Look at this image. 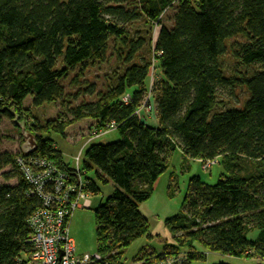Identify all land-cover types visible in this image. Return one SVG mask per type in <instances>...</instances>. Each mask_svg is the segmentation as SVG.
Listing matches in <instances>:
<instances>
[{
    "label": "trees",
    "instance_id": "16d2710c",
    "mask_svg": "<svg viewBox=\"0 0 264 264\" xmlns=\"http://www.w3.org/2000/svg\"><path fill=\"white\" fill-rule=\"evenodd\" d=\"M170 10L167 26L162 15ZM112 59L97 91L86 72ZM236 88L247 92L238 107L227 102ZM28 97L34 109L60 104L61 111L25 122L37 142L33 153L0 150V264H19L31 252L28 221L44 205L23 168L37 170L44 160L73 181L76 167L52 134L65 136L84 119L100 134H119L79 152L89 201L101 185L114 186L94 210L101 259L92 264H124V250L151 236L140 205L176 150L182 173L195 161L217 162L223 172L214 184L189 179L180 213L166 221L172 244L144 248L134 263L195 264L206 251L264 264V0H0V127L30 114ZM148 106L152 122L141 115ZM175 185L173 174L170 197Z\"/></svg>",
    "mask_w": 264,
    "mask_h": 264
},
{
    "label": "rangeland",
    "instance_id": "374dc122",
    "mask_svg": "<svg viewBox=\"0 0 264 264\" xmlns=\"http://www.w3.org/2000/svg\"><path fill=\"white\" fill-rule=\"evenodd\" d=\"M173 11H167L162 15L163 23L167 26H171V16ZM160 27L156 26L153 31V42L156 40ZM111 54V51L108 53ZM223 62L227 74H232L235 63L230 55L223 57ZM114 63V59L110 63H103L98 67L88 69L86 72L85 80L90 81L96 86L97 91H103L105 88L106 78L111 73L110 68ZM115 64V63H114ZM113 64V65H114ZM257 69H261L259 65L254 66ZM241 69V68H240ZM245 69V68H244ZM242 69V72H244ZM250 71V69H249ZM154 75L152 74L151 77ZM247 97V92L243 88H236L235 97L227 100L230 106H242L244 100ZM90 100H95L94 96H89ZM31 98L28 97L25 101L26 107H31ZM230 103V104H229ZM59 105H46L41 108H29L27 110L30 114L23 115L24 122L30 124L33 117L40 118L41 120H54L58 118L61 110ZM143 114V115H142ZM143 118L147 121H154L155 114L152 106L144 108L141 113ZM20 120V121H21ZM22 122V121H21ZM29 128V127H28ZM28 131V130H27ZM99 130L94 127V122L91 119H84L79 122H75L67 128L65 136L53 133L52 138L56 142V148H58L64 157V160L70 166H76L74 157H77L78 153L82 150L83 154L86 152L88 146L94 142L109 143L118 140L119 134L114 131L111 133L100 134ZM102 133V132H101ZM1 135V151H10L17 153L22 146V140L17 128L12 124L10 119H5L0 127ZM83 157V156H82ZM181 152L176 150L169 161V169L161 175L154 185V192L151 198L145 203L140 205V211L147 218L150 224V237L143 236L135 240L129 247L124 250V264H135L134 258L144 248H152L161 252L166 244H172L173 236L166 221L173 218L181 211V203L186 192L187 183L193 176H199L201 179L208 183L214 184L217 182L223 168L221 164L217 162L202 163L195 161L191 163L190 170L182 173L181 170ZM175 174L176 183V195L169 196V183L171 177ZM17 181L12 180L9 183L15 184ZM0 183H4L0 177ZM101 193L98 195H91L90 207L88 209H78L74 212L70 222V236L72 237L77 251L80 254L95 253L97 251V238H96V225L94 210L103 203L106 198L112 194L114 190L113 184H104L100 186ZM256 232L251 234V238H255ZM198 249L204 251V249L197 245ZM206 261L195 264H262V262L256 258H234L219 253L206 252Z\"/></svg>",
    "mask_w": 264,
    "mask_h": 264
},
{
    "label": "built area",
    "instance_id": "2783aa9c",
    "mask_svg": "<svg viewBox=\"0 0 264 264\" xmlns=\"http://www.w3.org/2000/svg\"><path fill=\"white\" fill-rule=\"evenodd\" d=\"M74 160L76 172L72 175L73 181L64 174L60 175L54 166L44 160L37 162V170L23 168L44 205L28 221L32 231L29 239L32 250L19 264H92L100 261L101 256L96 252L78 253L70 236L69 220L74 212L90 206L89 194L84 192L85 183L79 171L80 153ZM180 260L175 262L174 258H170L167 264H179Z\"/></svg>",
    "mask_w": 264,
    "mask_h": 264
},
{
    "label": "water",
    "instance_id": "95a60500",
    "mask_svg": "<svg viewBox=\"0 0 264 264\" xmlns=\"http://www.w3.org/2000/svg\"><path fill=\"white\" fill-rule=\"evenodd\" d=\"M15 115L14 113H12ZM13 125L18 127L21 130V136L23 138V144L21 146L22 151L25 154L33 153L37 148V142L35 136L27 131L25 122L20 121V117L15 115L14 120L12 121Z\"/></svg>",
    "mask_w": 264,
    "mask_h": 264
},
{
    "label": "crops",
    "instance_id": "0c3cea01",
    "mask_svg": "<svg viewBox=\"0 0 264 264\" xmlns=\"http://www.w3.org/2000/svg\"><path fill=\"white\" fill-rule=\"evenodd\" d=\"M71 219H72V217H71ZM71 219L69 220V227H70V222H71Z\"/></svg>",
    "mask_w": 264,
    "mask_h": 264
}]
</instances>
